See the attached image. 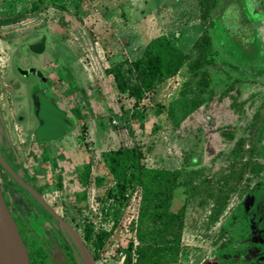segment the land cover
I'll use <instances>...</instances> for the list:
<instances>
[{
    "label": "rangeland",
    "instance_id": "obj_1",
    "mask_svg": "<svg viewBox=\"0 0 264 264\" xmlns=\"http://www.w3.org/2000/svg\"><path fill=\"white\" fill-rule=\"evenodd\" d=\"M238 3L245 15L240 14L239 27L251 19L249 26L261 43L253 64L249 53L234 52L230 40L222 45L213 33L212 57L198 64L191 48L203 34L200 0H0V153L84 240L94 264H126L121 249L129 239L136 261L139 257L141 189L126 193L122 204L107 197L114 182L103 162L104 153L133 145L140 147L148 168L203 169L193 177L199 187L186 203L179 261L173 264H264V230L252 232L264 214V0ZM44 34L45 50L32 52L29 42ZM159 35L190 51L177 74L140 97L110 90L111 67L143 58L150 40ZM31 66L47 77L44 84L19 70ZM205 71L206 86L201 81ZM39 85L76 125L66 146L55 143L59 139L39 142L33 137L38 121L32 92ZM73 105L81 108L84 121L77 120ZM193 106L183 115L182 108ZM241 137L246 151L234 157ZM252 146L256 151L249 154ZM245 160L257 165L237 180ZM232 164L230 179H236L234 186L240 183L242 195L229 191L228 205L211 224L213 202L202 180L215 185L218 173ZM0 188L27 250L40 264H87L69 232L1 165ZM184 189L176 190L172 209L185 202ZM100 231L108 237L96 249L92 241Z\"/></svg>",
    "mask_w": 264,
    "mask_h": 264
},
{
    "label": "trees",
    "instance_id": "obj_2",
    "mask_svg": "<svg viewBox=\"0 0 264 264\" xmlns=\"http://www.w3.org/2000/svg\"><path fill=\"white\" fill-rule=\"evenodd\" d=\"M234 1L200 0L203 6L201 13L204 24L203 34L195 41L191 48V50L195 49L198 53V64H201V60L209 61L212 57L215 45L212 33L216 35V38L219 37L222 45L230 40L234 52L249 53V60H253L251 64L254 63L257 55L261 53L260 40L256 34H253L255 32L254 29H251L252 27L250 28L249 26V22L254 23L251 19L247 18L243 26L239 27L240 25L237 20L240 18V14L245 15L242 8H240L238 0ZM230 30L234 34H230ZM240 33L243 36L242 34L239 35ZM190 56V51L189 53L183 52L177 46L170 43L165 35L156 36L150 40L148 50L143 58L131 61L125 59L126 67H123L122 63H115L111 67L110 78L108 79L111 84V86L109 84V88L117 94L128 92L135 97H140L142 91L150 90L156 84L176 75L183 62L189 59ZM208 77L207 72L201 77V81L205 86L208 85ZM236 82H239V80H236ZM232 87L233 85H230L226 92ZM72 107L75 110L77 120L81 119L84 121L86 117H83L81 108L77 105H73ZM194 107L182 108L183 115L191 112ZM119 112L122 114L121 111ZM115 113L117 114L118 112ZM257 113L254 117L257 116ZM221 132L225 133L224 129ZM232 136V134L229 135V137ZM244 140L245 138L241 137L237 141V146L232 150L234 157H237L239 154L242 156L244 150L246 151L243 146ZM254 151H256L255 146L248 149L249 154ZM142 157V151L137 145L131 147L121 146L114 151L104 153L105 172L111 175V179L114 182V185L108 188L106 196H115V199L121 203L126 193L136 187L141 189L137 232L140 244L137 248L139 256L137 264H173L179 261L178 253L181 248V237L185 228L186 203L195 197L194 188L199 187L198 183H193V177L196 174H202L200 172L203 169L194 167L188 169L186 167L174 169L148 168L142 163ZM256 165L257 163L252 160H245L242 163L240 173L236 175V179H241L242 174L246 170L254 171ZM232 168L233 164L230 165L228 170H224V172L223 170L220 171L215 180V185H208L210 182L208 178L205 179L204 177L202 180L204 189L207 192L206 198H210L209 202H213L209 216L211 224L218 221L220 215L228 205L231 193L229 191L237 189L240 191L239 195H242L243 190L240 183L238 186H234L236 179H230L233 174ZM61 180L60 177L57 181L59 187H62ZM85 181H88L86 176ZM227 184H230L231 187L225 191L224 188ZM180 186L185 187L184 190L187 193V198L180 208L174 210L172 209L173 199L176 190ZM42 209L46 211L43 207ZM48 214L50 213L48 212ZM117 215L118 210L115 211V217ZM91 237L92 229L87 227L85 238L90 240ZM107 237L108 233L106 231L97 232L92 241L93 246L96 249L101 248ZM132 250L133 242L129 239L127 246L121 249V251L125 252L126 264H130L131 262ZM28 254L30 264H40L30 254V251H28Z\"/></svg>",
    "mask_w": 264,
    "mask_h": 264
},
{
    "label": "water",
    "instance_id": "obj_3",
    "mask_svg": "<svg viewBox=\"0 0 264 264\" xmlns=\"http://www.w3.org/2000/svg\"><path fill=\"white\" fill-rule=\"evenodd\" d=\"M47 44L46 35H42L39 39L29 42L28 48L34 53H42ZM23 74H34L39 78V83L43 84L47 81V77L42 74L37 67L31 66L28 68H20ZM40 86V85H39ZM36 87L32 92V99L35 110L34 116L38 124L33 131V137L36 141H53L60 139L69 132L75 130L76 125L67 118L65 110L58 107L55 98L47 94L46 87ZM0 165L4 170L21 186L23 187L46 211H48L69 234L74 238L81 252L83 253L87 264H94L93 257L89 250L75 232V230L60 217L50 206L43 200L40 194L28 182L23 180L19 174L7 163L0 153ZM0 231L5 239L7 249L11 253L14 264H30L27 246L20 234L15 219L13 218L9 208L5 202L2 190L0 188Z\"/></svg>",
    "mask_w": 264,
    "mask_h": 264
},
{
    "label": "bare ground",
    "instance_id": "obj_4",
    "mask_svg": "<svg viewBox=\"0 0 264 264\" xmlns=\"http://www.w3.org/2000/svg\"><path fill=\"white\" fill-rule=\"evenodd\" d=\"M0 264H14L11 253L7 249L5 239L0 231Z\"/></svg>",
    "mask_w": 264,
    "mask_h": 264
},
{
    "label": "flooded vegetation",
    "instance_id": "obj_5",
    "mask_svg": "<svg viewBox=\"0 0 264 264\" xmlns=\"http://www.w3.org/2000/svg\"><path fill=\"white\" fill-rule=\"evenodd\" d=\"M39 39V38H38ZM43 74V73H42ZM44 84V83H43ZM44 86L43 85H40L39 86V88H43ZM48 94V93H47ZM36 127V126H35ZM35 127H34V129H35ZM34 129H33V131H34ZM28 193V192H27ZM260 208H261V212H264V201H263V203L262 204H260ZM263 210V211H262ZM52 216V215H51ZM263 218H264V214L262 213L261 214V216L259 217V221H260V223L259 224H256L257 226H255V225H252V232H256V233H260V232H262V229L261 228H263V230H264V221H263ZM55 219V218H54ZM58 222V221H57ZM259 225H261V227H259ZM19 229V228H18ZM73 238V237H72ZM74 239V238H73ZM83 240V239H82ZM84 241V240H83ZM85 243V242H84Z\"/></svg>",
    "mask_w": 264,
    "mask_h": 264
},
{
    "label": "crops",
    "instance_id": "obj_6",
    "mask_svg": "<svg viewBox=\"0 0 264 264\" xmlns=\"http://www.w3.org/2000/svg\"><path fill=\"white\" fill-rule=\"evenodd\" d=\"M69 136L65 135L64 137L60 138L59 140L55 141V143H60V144H63V145H67L69 143V139L68 138Z\"/></svg>",
    "mask_w": 264,
    "mask_h": 264
},
{
    "label": "built area",
    "instance_id": "obj_7",
    "mask_svg": "<svg viewBox=\"0 0 264 264\" xmlns=\"http://www.w3.org/2000/svg\"><path fill=\"white\" fill-rule=\"evenodd\" d=\"M138 213H139V209H137ZM137 219V215H135V220ZM133 242V241H132ZM134 243V242H133ZM122 252V251H121ZM123 256H122V261L125 262V252L123 251ZM136 258H134V255L132 254V259H131V263L130 264H136Z\"/></svg>",
    "mask_w": 264,
    "mask_h": 264
}]
</instances>
